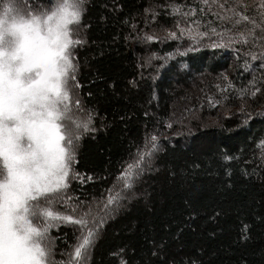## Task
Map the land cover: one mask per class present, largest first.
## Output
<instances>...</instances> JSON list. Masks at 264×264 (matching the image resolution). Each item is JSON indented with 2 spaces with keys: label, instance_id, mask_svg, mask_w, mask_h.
Listing matches in <instances>:
<instances>
[{
  "label": "trees",
  "instance_id": "16d2710c",
  "mask_svg": "<svg viewBox=\"0 0 264 264\" xmlns=\"http://www.w3.org/2000/svg\"><path fill=\"white\" fill-rule=\"evenodd\" d=\"M27 1L31 6L53 3ZM228 2L234 6L242 0ZM243 2L247 6L239 8L249 20L240 18L238 27L223 28L207 22L206 0H84L79 24L83 43L76 51L82 85L76 97L84 111L75 116L86 118V110L94 109L96 131L81 138L75 171L98 179L71 184L70 194L80 200L99 198L113 185L118 162H130L131 143L143 145L155 135L159 146L153 170L143 174L136 195L105 221L86 264H187L190 259L200 264H264V55L251 58L255 49L264 53V32L252 23H261V0ZM168 5L187 14V23L192 20L194 27L214 35L210 39L217 45L221 32L244 39L228 44L225 38L227 47L213 48V42L192 45L169 37L143 46L137 41L143 26L173 29L179 23L181 13ZM216 12L222 14L218 8ZM148 54L165 58L168 69L157 73L149 64L143 66ZM198 75L214 100L228 108L226 117L202 93L190 101L196 106L202 97L196 119L171 125L175 96ZM216 117L218 124H204ZM50 235L59 254L76 242L68 226L52 229ZM153 244L164 252L153 255Z\"/></svg>",
  "mask_w": 264,
  "mask_h": 264
},
{
  "label": "snow or ice",
  "instance_id": "6c2138e0",
  "mask_svg": "<svg viewBox=\"0 0 264 264\" xmlns=\"http://www.w3.org/2000/svg\"><path fill=\"white\" fill-rule=\"evenodd\" d=\"M37 7L25 13L18 0L0 4V264H56L50 230L68 225L76 242L63 264H86L106 219L136 195L134 189L143 174L153 170L159 146L155 135L146 137L143 145L131 143L130 162H118L113 185L99 198L80 200L67 195L71 184L98 179L75 171L81 138L96 131L95 110L89 107L86 118H77L75 113L84 109L79 97L72 103V93L82 88L76 51L83 43L74 38L72 26L82 23L84 0H53L50 8ZM260 8L261 23H252L264 32V2ZM222 18L235 21V15ZM241 19L248 21L249 16ZM211 32L217 34L215 29ZM180 35L196 40L210 34L190 27L187 32L181 29ZM217 35L221 43L213 42V48L227 47L235 39L226 32ZM251 58L255 60L256 53ZM69 203L71 214L53 210ZM153 247V255L164 252V247ZM187 264L200 262L190 259Z\"/></svg>",
  "mask_w": 264,
  "mask_h": 264
},
{
  "label": "rangeland",
  "instance_id": "374dc122",
  "mask_svg": "<svg viewBox=\"0 0 264 264\" xmlns=\"http://www.w3.org/2000/svg\"><path fill=\"white\" fill-rule=\"evenodd\" d=\"M250 1L251 2L254 1V3H256V0H250ZM194 2H195V0H194ZM262 2H264V0H261V3ZM19 3H20V5L23 6L22 8H23L24 11H37V10H39L37 8V6H33V5L31 6L30 4H28L27 0H21V1H19ZM261 3H260V5H261ZM206 4H207V8L209 10V14H208L209 16L207 17V19H208L207 22H211V23L215 22L216 26L223 27V28H229L231 26H234V27H238L239 26L240 18L243 15H245V12H242L239 7L241 5L247 6L248 3H244L243 0H242V3H240V2L237 3L238 6H236V5L233 6V5L229 4L228 0H226V1L225 0H221V1L220 0H218V1L206 0ZM224 4H227V8H222L221 7V5H224ZM260 5H258V6H260ZM168 6H171L174 11L181 13V9L179 7H177V6L174 7L172 5H168ZM43 7L44 8H50V6H48V7L47 6H43ZM207 8H206V10H207ZM216 8H218L219 11L222 12V14H218L216 12ZM185 9L187 10V12L191 11V9H189L187 7ZM153 12H154V10L149 9V11L147 13H150L149 14L150 17L151 16L155 17L156 13H153ZM190 14L191 13H189L188 16H191ZM149 15H147V16H149ZM234 15H235V21H239L238 23H236L235 21H233L231 19H223L222 18V17L231 18ZM186 16H187V14L181 13V16H179V23L177 24V25H179V27L176 26L173 29H168L166 27H163L160 30H158V29L157 30H152V28L149 29L148 26H143V28L145 30L143 31V33H141L140 36H138L139 39L137 38V41H140V43L142 45L143 44L146 45V42H152V41H160V42L161 41H165L166 42L167 40H169V37H170V38L177 39L180 43H183V42H186V41H189V42L192 41V45H195V44L197 45V44L202 43V44H205V45L209 46V44H211L212 42H215V41H212V39H210V38H213L214 35H209L208 39L207 38H202V37H197L196 40H192V39L189 38V36H186L187 39L183 40L182 37L179 36V32H180L181 29L188 30L191 27V28L198 29L199 31H201L200 28H197L196 26L194 27V25H192L193 24L192 20L189 23H187L186 22V20H187ZM195 22H196V20H195ZM180 24H181V26H180ZM72 31L74 33V38L78 37V38H80L82 40V38H81L82 30H81V27L79 25L78 26H72ZM169 32H175V33H177V35L176 36H169L168 35ZM148 35H152L153 37H155V39H153L152 41H148L146 39V37ZM161 37H164L165 39H161ZM158 38H160L161 40H156ZM218 39H220L219 42L221 43V37L219 35H218ZM235 40L239 41L240 38H236ZM224 42H225V39H224ZM182 48H184V49L187 48V45H183ZM254 53H256V56L261 55L263 53L262 48L255 49ZM153 57H154L153 54L146 55V57H144V62H142L143 66H145L144 63L147 64V65L149 64L151 67H154V68H156L158 70L157 73H159L160 71H163L165 69H168L166 65L163 66V64L166 62L165 58L155 56V59H152ZM150 59H151V62L149 63ZM152 78L156 79V78H158V75L156 77H152ZM204 83H205V79L202 77V75H198L196 77L195 81L192 80V81L189 82L187 89H183V91H182L183 93L180 92L178 95L175 96V99H174L173 104H172L171 117L169 119L171 121L170 122L171 125H172V123L176 122L177 120L178 121H184V120H182L183 118H186L187 120L196 119V117L198 116V112L201 111V106H203V103L200 102V99L202 97L198 99L199 101L197 100L198 103L196 104V106L192 105V103H190V101L191 102H195L196 101L194 99L195 95L196 94H202V93H203V96L204 95H205V97L207 96V101H208L207 103L208 104L211 105V104H216L217 103V106H221L220 107V112H221L220 114L221 115L223 114L226 117L225 113H227L228 108L224 107V104H222L221 101L217 102V101L214 100L213 96H211V94L208 93L209 90H208L207 85H205L203 87ZM76 92H77V90L72 93V97H73L72 103L73 104H75ZM80 112H78L79 117H80ZM82 118H85V117H82ZM211 123H213V125L214 124H218L219 123L218 117H216V119L209 118V119H205L204 120V124L209 125ZM172 134H175V133L174 132L169 133V135H172ZM67 195L69 197H72V193L70 194L69 189H68ZM74 202L75 201H73V203ZM71 209H72V203H69L67 205L61 204V205L56 206V207L53 208L54 211H58V212H61V213H64V214H71ZM68 227H71L73 229V227L71 225H68ZM77 235H78V233H77ZM74 244H72L70 249L68 251H66L65 253H63V254H59L55 250V247H54L53 259L56 261V264H63V262H65V261H67L69 259V253L74 250L73 249Z\"/></svg>",
  "mask_w": 264,
  "mask_h": 264
}]
</instances>
